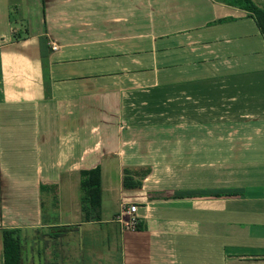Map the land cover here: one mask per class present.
<instances>
[{
    "label": "crops",
    "instance_id": "obj_1",
    "mask_svg": "<svg viewBox=\"0 0 264 264\" xmlns=\"http://www.w3.org/2000/svg\"><path fill=\"white\" fill-rule=\"evenodd\" d=\"M240 30L259 55L239 54ZM95 165L98 217L83 220L79 169ZM125 167L149 168L139 187ZM122 203L141 228L115 219ZM60 225L113 236L98 255L119 264H264V41L245 10L0 0V239Z\"/></svg>",
    "mask_w": 264,
    "mask_h": 264
},
{
    "label": "rangeland",
    "instance_id": "obj_2",
    "mask_svg": "<svg viewBox=\"0 0 264 264\" xmlns=\"http://www.w3.org/2000/svg\"><path fill=\"white\" fill-rule=\"evenodd\" d=\"M258 5L264 7V0H254ZM248 32H244L242 30L236 35V42L239 45V54L241 56L250 55L249 53H254L259 55L260 52L256 48H249L246 42L248 38H251ZM261 63H258L260 65ZM263 67V66H259ZM46 194L44 192L43 196ZM41 199L43 200L42 196ZM54 205V204H52ZM106 210H108V214H103L102 219L105 221L99 222L102 224L99 227H106L109 223V220L112 218L111 211L114 208L111 204L104 206ZM103 207V208H104ZM42 209L45 213H51L50 209L47 207V204L43 201ZM63 219H68V216H63ZM107 219V220H106ZM108 223V224H107ZM90 226V225H88ZM88 228V227H86ZM91 228V227H90ZM90 228L76 231V230H65L62 228L56 229L58 232V236H47L46 233L48 232H35L33 234H28L25 237H22L21 246V264H53L57 257H52V252L57 253L60 252L61 247H63V251H68V256L59 257V263L57 264H119L118 256L115 254L113 255L112 259H105L103 255L99 256L98 253H104V245H105V238L113 237L111 235H107L104 231L97 228V230ZM93 228V227H92ZM50 231V230H49ZM28 236H32L33 240L27 239ZM114 239V238H113ZM108 240V239H107ZM110 241V240H108ZM1 242V239H0ZM62 244V246H60ZM60 246V247H59ZM93 252V254H92ZM33 254V259L30 258L29 254ZM96 260L95 259V254ZM60 256V255H59ZM94 260V262H93ZM99 260V261H97Z\"/></svg>",
    "mask_w": 264,
    "mask_h": 264
},
{
    "label": "trees",
    "instance_id": "obj_3",
    "mask_svg": "<svg viewBox=\"0 0 264 264\" xmlns=\"http://www.w3.org/2000/svg\"><path fill=\"white\" fill-rule=\"evenodd\" d=\"M224 3L237 6L243 10L247 16L254 21L258 32L264 41V7L258 5L254 0H220ZM149 171V168H123L121 185L126 188L139 187L140 178ZM100 174L99 166L95 165L89 168L79 169V204L82 211L83 220L97 218V212L90 213L96 209L99 204L100 196ZM51 188L54 194L53 184L39 183V189ZM65 225L59 228L65 229ZM58 227V226H57ZM142 226L139 223L134 224V228L139 229ZM57 228V229H59ZM57 231V230H55ZM58 232L51 235L56 236ZM1 247H2V264H20L21 242L17 229L13 227H4L1 229Z\"/></svg>",
    "mask_w": 264,
    "mask_h": 264
},
{
    "label": "built area",
    "instance_id": "obj_4",
    "mask_svg": "<svg viewBox=\"0 0 264 264\" xmlns=\"http://www.w3.org/2000/svg\"><path fill=\"white\" fill-rule=\"evenodd\" d=\"M53 48H55L54 45H51ZM137 204L135 203H122L121 209L119 214H117L115 216V219L122 223V225H124V227H133L134 224L137 222V218L136 215L134 214L135 210H136ZM122 214H126L127 218L126 219H122L121 215Z\"/></svg>",
    "mask_w": 264,
    "mask_h": 264
}]
</instances>
